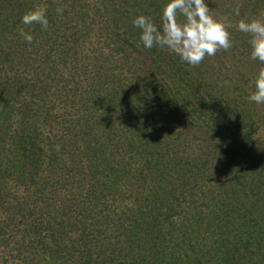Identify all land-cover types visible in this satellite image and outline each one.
<instances>
[{
	"label": "trees",
	"instance_id": "16d2710c",
	"mask_svg": "<svg viewBox=\"0 0 264 264\" xmlns=\"http://www.w3.org/2000/svg\"><path fill=\"white\" fill-rule=\"evenodd\" d=\"M166 2L0 0V264H264V64L236 27L264 0H207L233 46L198 66L143 47Z\"/></svg>",
	"mask_w": 264,
	"mask_h": 264
},
{
	"label": "clouds",
	"instance_id": "9594fccd",
	"mask_svg": "<svg viewBox=\"0 0 264 264\" xmlns=\"http://www.w3.org/2000/svg\"><path fill=\"white\" fill-rule=\"evenodd\" d=\"M57 12L62 13L63 9L58 8ZM233 14L239 16V8L234 9ZM22 23L39 24L46 29L49 25L47 10L38 8L27 12ZM133 24L141 30L140 40L144 48H167L190 66H198L206 56H215L218 50L233 46L228 18L215 17L207 0H167L159 24L145 15L135 17ZM236 27L250 36L251 58L264 64V20L241 18ZM21 35L28 43L32 42L30 32L21 30ZM250 87L253 91L248 99L264 104V67L250 81Z\"/></svg>",
	"mask_w": 264,
	"mask_h": 264
}]
</instances>
